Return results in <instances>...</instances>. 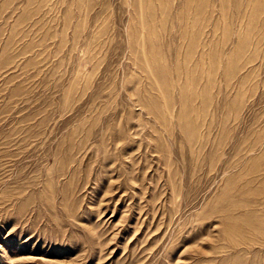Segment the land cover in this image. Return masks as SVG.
I'll use <instances>...</instances> for the list:
<instances>
[{
  "label": "rangeland",
  "instance_id": "374dc122",
  "mask_svg": "<svg viewBox=\"0 0 264 264\" xmlns=\"http://www.w3.org/2000/svg\"><path fill=\"white\" fill-rule=\"evenodd\" d=\"M0 264H264V0H0Z\"/></svg>",
  "mask_w": 264,
  "mask_h": 264
}]
</instances>
